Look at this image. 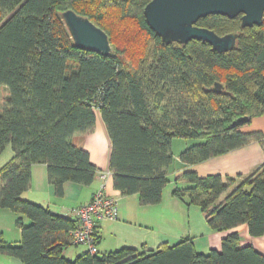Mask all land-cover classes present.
I'll list each match as a JSON object with an SVG mask.
<instances>
[{"label": "trees", "instance_id": "16d2710c", "mask_svg": "<svg viewBox=\"0 0 264 264\" xmlns=\"http://www.w3.org/2000/svg\"><path fill=\"white\" fill-rule=\"evenodd\" d=\"M149 1L0 0V90L6 94L0 153L12 151L0 167V209L18 215L21 233L19 245L0 237V254L22 264H264L252 246H240L237 232L222 239L220 250L206 253L188 236L154 250L120 248L98 255L97 249L69 260L64 251L74 245L71 233L79 219L22 199L35 164L46 165L59 198L64 183L89 186L101 174L71 143L93 132L99 114L111 142L114 188L122 195L137 194L144 206L159 203L171 182L172 141H194L178 156L181 174L172 197L197 206L212 232L245 225L250 237L264 236V167L247 177H200L190 169L264 140L263 133L240 128L264 113V15L260 26L250 28L241 27L240 17L199 19L196 26L220 37L237 35L231 50L219 52L195 40L165 44L143 16ZM68 10L101 29L110 45L115 36L131 33L122 26L136 27L139 33L127 39L135 57L128 61L125 46H115L106 57L75 48L61 17ZM241 117L248 121L231 128Z\"/></svg>", "mask_w": 264, "mask_h": 264}, {"label": "crops", "instance_id": "0c3cea01", "mask_svg": "<svg viewBox=\"0 0 264 264\" xmlns=\"http://www.w3.org/2000/svg\"><path fill=\"white\" fill-rule=\"evenodd\" d=\"M242 130L244 132L259 131L264 134V113L252 118ZM174 140L171 143L173 161L170 166V187L164 188L162 200L157 204L141 205L137 194L122 195L114 188L109 164L111 142L99 114H96L93 132L85 136H74L71 143L74 147L83 149L100 173H108L107 177L102 180L100 175H97L89 186L66 182L62 187L63 195L59 198L55 196L54 189L47 180L46 165L35 164L30 169V187L22 194V199L46 207L58 215L68 216L70 209L87 205L93 194L102 189L106 196L117 201V218L103 220L95 225V234L98 238L97 249L102 254L120 248H133L139 251L154 250L164 243L169 246L175 245L188 236L193 239L197 251L206 253L211 249L220 250L222 239L231 232H237L241 238L240 246L250 245L264 256V236L250 237L245 225L226 232H212L207 229L203 234L193 237L190 231H183L184 218L189 207L172 197L171 190L174 179L181 174L177 172L182 166L178 156L187 142L184 144L181 140ZM3 165L0 162V167ZM260 167H264V140L263 142L253 141L222 156L192 166L190 169L200 177L217 174L223 177H247ZM17 217L18 215L12 211L0 209V237L10 245H19L21 241L20 229L16 225ZM23 222L25 224L28 221L24 219ZM179 226L182 227L179 228ZM199 244L201 246L197 248ZM76 247L69 246L64 251V256L73 260L84 253ZM0 264L22 263L16 258L0 254Z\"/></svg>", "mask_w": 264, "mask_h": 264}, {"label": "water", "instance_id": "95a60500", "mask_svg": "<svg viewBox=\"0 0 264 264\" xmlns=\"http://www.w3.org/2000/svg\"><path fill=\"white\" fill-rule=\"evenodd\" d=\"M210 15L233 19L240 17L241 27L260 26L263 22L264 0H150L143 16L151 30L165 44L184 45L191 40L201 41L213 50L226 52L234 47L237 35L218 36L213 31L196 26V22ZM73 46L80 50L108 56L111 47L107 35L87 18L73 11L61 14ZM248 121L241 117L231 128Z\"/></svg>", "mask_w": 264, "mask_h": 264}, {"label": "built area", "instance_id": "2783aa9c", "mask_svg": "<svg viewBox=\"0 0 264 264\" xmlns=\"http://www.w3.org/2000/svg\"><path fill=\"white\" fill-rule=\"evenodd\" d=\"M108 173H101L103 180ZM103 190H98L93 200L86 206L71 209L69 215L79 219V226L71 233L74 246L81 245L91 254L97 253L94 244L95 222L103 220H112L116 216V200L103 194Z\"/></svg>", "mask_w": 264, "mask_h": 264}, {"label": "rangeland", "instance_id": "374dc122", "mask_svg": "<svg viewBox=\"0 0 264 264\" xmlns=\"http://www.w3.org/2000/svg\"><path fill=\"white\" fill-rule=\"evenodd\" d=\"M121 29L124 31V33H126L127 31H131V33L128 35L115 36L110 47L112 50L113 48H115V46H118V47L125 46L127 48L126 58L128 59V61H131L135 57L134 56L135 50L132 47H130V40H127V39L132 33H139V32H138V29L136 27H134L133 25H129V24L128 25L125 24L124 26H122ZM137 41H138V39H137ZM144 41H143V39H141L143 47L147 44L146 43V41H147L146 36H145ZM139 47H142V45L139 44ZM5 95H6L5 92L3 90H0V107L3 105ZM243 127H245V126H240L241 129H243ZM174 141H180V140L175 139ZM181 141H183L184 144H185V142H187L186 144L188 146L194 142V141H190V140H186V141L181 140ZM186 146L184 147V149L186 148ZM11 153L12 152H11L10 147H7L2 153H0V162H2V164H6L10 160V158L12 157ZM173 167H174V163H173ZM169 187H170V182L166 185L165 189H168ZM184 220H185V225H184L183 231L184 232L190 231L193 234V235H191L192 237L197 236L199 234H203L208 229L206 219H205V214L197 206H194V205L189 206V210H188V212H186V216H185ZM25 224L27 225V223H25ZM181 227L182 226H179V228H181ZM145 233H147V232H145ZM198 243H199V241H198ZM200 246L201 245L199 244L197 246V248L198 247L200 248ZM76 248L79 250H82V251H87L86 247L81 246V245H77ZM101 254L102 253H98V255H101Z\"/></svg>", "mask_w": 264, "mask_h": 264}]
</instances>
